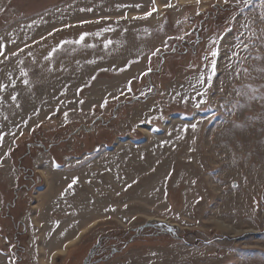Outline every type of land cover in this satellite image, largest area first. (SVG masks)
<instances>
[{
    "label": "rangeland",
    "instance_id": "rangeland-1",
    "mask_svg": "<svg viewBox=\"0 0 264 264\" xmlns=\"http://www.w3.org/2000/svg\"><path fill=\"white\" fill-rule=\"evenodd\" d=\"M85 260L264 264V0H0V264Z\"/></svg>",
    "mask_w": 264,
    "mask_h": 264
},
{
    "label": "bare ground",
    "instance_id": "bare-ground-1",
    "mask_svg": "<svg viewBox=\"0 0 264 264\" xmlns=\"http://www.w3.org/2000/svg\"><path fill=\"white\" fill-rule=\"evenodd\" d=\"M222 225V224H221ZM220 226V225H219ZM222 227V226H221ZM81 237V236H80ZM78 237H76V238H73V239H71L70 241H68V242H66V246H72L73 244L75 245V243L78 241ZM65 252V251H64ZM62 250H60V251H58L57 253H61V254H63L64 253Z\"/></svg>",
    "mask_w": 264,
    "mask_h": 264
},
{
    "label": "snow or ice",
    "instance_id": "snow-or-ice-1",
    "mask_svg": "<svg viewBox=\"0 0 264 264\" xmlns=\"http://www.w3.org/2000/svg\"><path fill=\"white\" fill-rule=\"evenodd\" d=\"M228 2V0H225V3H227ZM248 2H250V0H248ZM167 6H171V5H167ZM151 13H148V15H150ZM80 39H81V41L84 39V36L82 35L81 37H80ZM217 53L216 52H213V55L215 56ZM25 83H27V81H25ZM13 99H15V97H13ZM74 183H76V180L74 179L73 180V184ZM72 187V184H70L69 185V188H71Z\"/></svg>",
    "mask_w": 264,
    "mask_h": 264
},
{
    "label": "flooded vegetation",
    "instance_id": "flooded-vegetation-1",
    "mask_svg": "<svg viewBox=\"0 0 264 264\" xmlns=\"http://www.w3.org/2000/svg\"><path fill=\"white\" fill-rule=\"evenodd\" d=\"M84 264H88V261L85 260V261H84Z\"/></svg>",
    "mask_w": 264,
    "mask_h": 264
}]
</instances>
